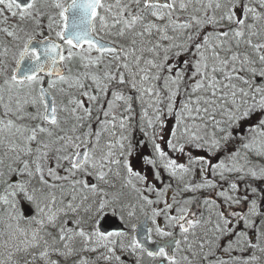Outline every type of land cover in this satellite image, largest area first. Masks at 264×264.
Masks as SVG:
<instances>
[{"label":"snow or ice","instance_id":"obj_1","mask_svg":"<svg viewBox=\"0 0 264 264\" xmlns=\"http://www.w3.org/2000/svg\"><path fill=\"white\" fill-rule=\"evenodd\" d=\"M0 264H264V0H0Z\"/></svg>","mask_w":264,"mask_h":264},{"label":"bare ground","instance_id":"obj_2","mask_svg":"<svg viewBox=\"0 0 264 264\" xmlns=\"http://www.w3.org/2000/svg\"><path fill=\"white\" fill-rule=\"evenodd\" d=\"M139 107V103H137L136 105H135V109H137ZM135 118H139V117H135ZM135 121V120H134ZM139 124V122H137V125ZM137 132H139V128L137 127V129H136V135H137ZM144 151L145 152H151V149H150V147L149 148H147V149H144ZM109 221H113V223L112 224H114L116 227H123V225L119 222V220L118 219H111V218H109V220L108 221H106V222H109Z\"/></svg>","mask_w":264,"mask_h":264},{"label":"rangeland","instance_id":"obj_3","mask_svg":"<svg viewBox=\"0 0 264 264\" xmlns=\"http://www.w3.org/2000/svg\"><path fill=\"white\" fill-rule=\"evenodd\" d=\"M139 108L141 109L140 105H139ZM149 116L151 117V112L149 113ZM170 118H171V120L174 121V117H170ZM139 119H140V118H135L134 123L137 124V122H139ZM137 135L139 136L138 139H143V135H142V133L137 132ZM167 136H168V133L166 132V133H165V137L167 138ZM136 137H137V136H136ZM136 139H137V138H136ZM213 198H216V197H213Z\"/></svg>","mask_w":264,"mask_h":264},{"label":"water","instance_id":"obj_4","mask_svg":"<svg viewBox=\"0 0 264 264\" xmlns=\"http://www.w3.org/2000/svg\"><path fill=\"white\" fill-rule=\"evenodd\" d=\"M113 221H109V222H105V225L104 227L108 228V227H111V228H117L114 224H112Z\"/></svg>","mask_w":264,"mask_h":264}]
</instances>
